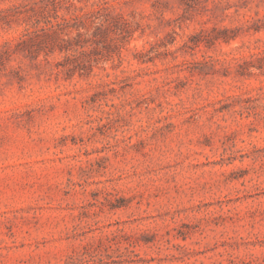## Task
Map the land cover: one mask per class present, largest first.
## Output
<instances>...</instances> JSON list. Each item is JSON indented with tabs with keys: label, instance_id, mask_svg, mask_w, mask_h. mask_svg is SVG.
<instances>
[{
	"label": "rangeland",
	"instance_id": "1",
	"mask_svg": "<svg viewBox=\"0 0 264 264\" xmlns=\"http://www.w3.org/2000/svg\"><path fill=\"white\" fill-rule=\"evenodd\" d=\"M0 264H264V0H0Z\"/></svg>",
	"mask_w": 264,
	"mask_h": 264
},
{
	"label": "trees",
	"instance_id": "2",
	"mask_svg": "<svg viewBox=\"0 0 264 264\" xmlns=\"http://www.w3.org/2000/svg\"><path fill=\"white\" fill-rule=\"evenodd\" d=\"M184 2L189 3L191 1L194 0H182ZM48 2H50V0H39V3L41 4H47ZM56 6L54 7V11H55V15H54V19L55 21L53 22L50 18H45L43 19V24L44 27L40 26L39 24L40 22L38 20L33 21L30 26L24 31L25 34L22 36V44L25 43H30L33 42L34 40L39 38V32H50V34H46L47 36L49 35H60V33L63 32V30H65L66 28H68V23L69 20H67L64 17H59L58 14L56 13L57 11L55 10ZM104 9H99L97 12H95L96 15H98V13L100 11H103ZM87 14H83L81 17H86ZM91 16H93V14H91ZM108 14H104V16H99V17H95L96 19H99V23L98 26H96V31H102L105 32L109 29V25H108V19H107ZM81 17L76 16L75 19H80ZM102 17V18H100ZM77 28V27H76ZM77 36L80 37V33H77ZM26 38V39H25ZM25 39V40H24ZM69 50V49H66Z\"/></svg>",
	"mask_w": 264,
	"mask_h": 264
}]
</instances>
